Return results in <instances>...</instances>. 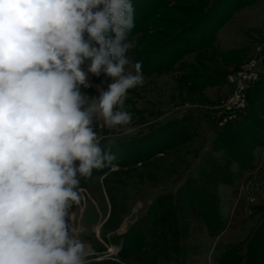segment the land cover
Instances as JSON below:
<instances>
[{
  "label": "rangeland",
  "instance_id": "obj_1",
  "mask_svg": "<svg viewBox=\"0 0 264 264\" xmlns=\"http://www.w3.org/2000/svg\"><path fill=\"white\" fill-rule=\"evenodd\" d=\"M132 4L134 27L127 36L132 45L127 53L131 64L126 71L134 72L132 65L140 62L144 83L130 89L124 101L123 110L132 115L127 126L130 131L122 127L110 129L99 119L94 122L98 135L107 138L101 140L102 150H110L116 157L115 167L94 169L90 177H78L80 203H74L70 209L71 223L80 230L78 238L85 244L89 264H141L132 248L148 247L145 241L149 232L144 219L158 212L160 226L153 242L160 246L167 227L164 223L172 216L171 207L182 197L181 185L197 175L203 162L217 167L211 164V155L205 156L213 151L226 165L230 163L231 152L234 155L243 151L241 155L249 156L251 162L247 168L238 160L230 163L234 177L237 170L244 174L237 184L235 198L229 194L231 185H207L210 196L217 199L220 207L223 227L219 232L213 233L202 218L206 214L195 198L178 215L186 228L181 247L185 249L188 245L186 254L182 250L177 255L178 263L226 264L224 253L234 246L249 244L252 231L264 219V152L261 160H257V150L264 143L258 145L254 135L260 133L263 124L249 121L254 132L247 139L241 132H235L232 139L226 136L221 142L218 136L249 106L250 89L243 108H229L240 66L252 57L264 61L261 49L264 0H132ZM186 4L198 5L202 10L183 14L179 8ZM167 16L171 20L165 23ZM198 16L200 23L195 25ZM189 21H194L193 29L183 26ZM110 82L103 72L99 76L87 73V87L81 86L80 90L89 97H98ZM262 105L264 108V102ZM188 113L200 118L201 126L199 132L193 133L191 149L181 154L174 175L146 170V163L154 157H165L174 138L180 136L179 130L169 124ZM148 150L156 154L148 155ZM112 174L124 178L127 192V212L115 231L104 225L111 210L106 182ZM167 191L171 192L166 195ZM160 194L165 197L153 209L151 203ZM261 251L264 252L262 237L255 242L252 252L256 253L258 263L263 264Z\"/></svg>",
  "mask_w": 264,
  "mask_h": 264
},
{
  "label": "clouds",
  "instance_id": "obj_2",
  "mask_svg": "<svg viewBox=\"0 0 264 264\" xmlns=\"http://www.w3.org/2000/svg\"><path fill=\"white\" fill-rule=\"evenodd\" d=\"M133 27L132 0H0V264H89L70 209L78 177L115 167L94 122L130 131ZM101 72L107 90L81 92Z\"/></svg>",
  "mask_w": 264,
  "mask_h": 264
},
{
  "label": "trees",
  "instance_id": "obj_3",
  "mask_svg": "<svg viewBox=\"0 0 264 264\" xmlns=\"http://www.w3.org/2000/svg\"><path fill=\"white\" fill-rule=\"evenodd\" d=\"M162 3L164 4L163 1ZM166 4L167 3H165V5ZM179 9L183 14H187L190 10L192 12L200 13V10H202L198 7V5L194 4H186ZM197 18L199 19V21L198 19L195 20V23H197L195 25H199L200 23V17L198 16ZM170 20L171 19L167 16L164 22L168 23ZM171 22L173 23L174 21ZM189 22H191V24ZM189 22H185L183 26H185L186 29H193L195 27V25L193 24L194 21ZM199 28L197 27V29ZM263 102L264 74L261 75L257 83L254 84L249 91V106L247 110L244 111V113H242L237 119L231 122L229 127L223 129L221 132H218V136H220L219 141L221 142V140H224V137L226 136H229L230 139H232V136L233 134H235V132H241L245 139L252 137V133L254 131L253 129H250L249 121H254L258 122L259 124H263L260 127V130L262 129L260 133L254 134L257 135L256 137L258 145H262L264 143V112L262 111V109L264 110V108L262 107ZM169 125L170 127H174V130H179L180 136L177 135V137L174 138V140L172 141V147L165 153V157H154L145 165L146 170L151 169L155 173L163 176L174 175L177 164H179L182 160L181 154L191 149L194 136L193 133L197 131L199 132V126H201L200 121L192 113L177 117ZM243 147H245V145ZM162 150L164 151L165 148L163 147ZM210 152L211 153L207 154L205 157H210L211 155V158L213 160L211 164H215L217 165V167H212V169L209 163L203 162L200 169L198 170L197 175L191 176L187 179L188 182L186 184L184 182L181 185L183 186V188L180 189L182 197L178 200L177 205L171 207L172 216L169 219H166V223H164L167 227H165L163 230V239L161 240L162 244L160 246L153 242V240H155L156 233L158 232L156 229L158 228V226H160L158 212H155L154 215L151 214L150 219L149 217L148 219H144L143 223L146 222L147 230L149 232L147 241H145L148 247H144L145 249H143L142 247L138 249L136 247H134L135 249L132 248L138 255L141 264H155L156 262H161L163 264H179L178 256L182 252V250L183 255L186 254L188 245L186 244L185 249H182L181 247V238L186 233V228L182 227L180 217H178V215L182 213L184 207H186L188 202L193 198H195V200H198V207L203 209V211L205 212L204 214L206 215H203L202 218L209 223L208 226L212 228L213 233L219 232L222 229L221 227H223V219L219 214V204H217V199L210 196L207 185H212V183H224L227 185H232L234 183L235 177L233 176V171L230 168L231 161L238 160L240 163L242 162V166L244 168H247L251 162L248 160L249 156L246 157L241 155L243 151L241 153L238 152L234 155L231 152V157H229L231 158L229 159L230 163H227L225 165V163H223L220 159L212 154L213 151ZM150 153L151 155L156 154V152H154L153 150H148L147 154L149 155ZM209 170H211L210 174L208 173ZM190 185L192 186L189 187ZM212 189L211 191L214 190ZM106 191L109 197L111 210L110 215L104 225L107 230L115 231L120 225L123 215L127 212L126 181L124 180V178L119 177L117 174H112L107 179ZM170 192L171 191H167L165 194L167 195V193L169 194ZM163 196V194H160L153 200V202L151 203L153 209L157 206L158 201ZM260 237H262V239L264 238V219L252 231L251 238L249 239V244H242L240 247L234 246L224 253V262H226V264H243L244 262V264H260L258 263V260L255 259L256 253L252 252L255 242H257ZM106 240L109 241L110 239L106 238ZM173 253H175L176 255ZM262 254L264 257V252H262ZM173 255L175 257H172Z\"/></svg>",
  "mask_w": 264,
  "mask_h": 264
},
{
  "label": "built area",
  "instance_id": "obj_4",
  "mask_svg": "<svg viewBox=\"0 0 264 264\" xmlns=\"http://www.w3.org/2000/svg\"><path fill=\"white\" fill-rule=\"evenodd\" d=\"M262 53L264 54V40L261 43ZM262 69L260 67V59L252 57L242 64L236 74L237 88L230 97L232 104L229 108H243L246 105L248 89L257 82L261 77ZM236 111L233 110V113Z\"/></svg>",
  "mask_w": 264,
  "mask_h": 264
},
{
  "label": "crops",
  "instance_id": "obj_5",
  "mask_svg": "<svg viewBox=\"0 0 264 264\" xmlns=\"http://www.w3.org/2000/svg\"><path fill=\"white\" fill-rule=\"evenodd\" d=\"M260 67H261V69L263 71L264 61L260 62ZM197 119L199 120L200 118H197ZM263 152H264V145L259 147L258 150H257V160L258 159L261 160V157H263ZM242 172H243L242 170L241 171L237 170L236 173H235V178H234L233 185H231V186L227 185V186L231 187V193H229V194L232 197V199L235 198L234 196L236 195V192H237L236 188L238 187L237 184L239 183V181H242L243 178H244L243 177L244 174ZM239 208H241V206ZM238 211H241V210L238 209Z\"/></svg>",
  "mask_w": 264,
  "mask_h": 264
}]
</instances>
